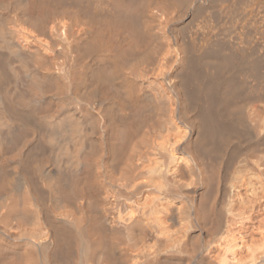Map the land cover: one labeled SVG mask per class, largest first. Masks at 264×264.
I'll return each instance as SVG.
<instances>
[{
	"label": "bare ground",
	"instance_id": "obj_1",
	"mask_svg": "<svg viewBox=\"0 0 264 264\" xmlns=\"http://www.w3.org/2000/svg\"><path fill=\"white\" fill-rule=\"evenodd\" d=\"M0 264H264V0H0Z\"/></svg>",
	"mask_w": 264,
	"mask_h": 264
}]
</instances>
